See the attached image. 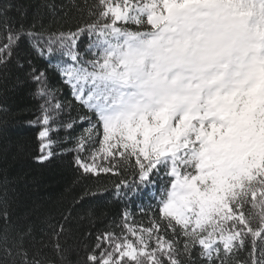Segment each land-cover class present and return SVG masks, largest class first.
Returning <instances> with one entry per match:
<instances>
[{
    "label": "snow or ice",
    "instance_id": "6c2138e0",
    "mask_svg": "<svg viewBox=\"0 0 264 264\" xmlns=\"http://www.w3.org/2000/svg\"><path fill=\"white\" fill-rule=\"evenodd\" d=\"M43 7L29 19L15 0L0 2V72L27 64L45 99L37 159L53 155L50 122L70 104L21 53L25 41L57 60L92 114L79 117L88 127L73 149L83 172L119 175L131 163L139 183L122 179L118 196L162 185L147 226L124 211L84 244L85 264H264V0H85L93 22L58 33ZM11 210L5 190L0 264H67L64 224L37 240Z\"/></svg>",
    "mask_w": 264,
    "mask_h": 264
},
{
    "label": "trees",
    "instance_id": "16d2710c",
    "mask_svg": "<svg viewBox=\"0 0 264 264\" xmlns=\"http://www.w3.org/2000/svg\"><path fill=\"white\" fill-rule=\"evenodd\" d=\"M3 2V0H0ZM27 9L29 19L37 8L43 7V23L51 32L75 31L93 22V17L84 10L85 0H15ZM96 0H87L94 5ZM10 15H17L13 10ZM88 36L81 35L78 44L87 45ZM22 54L32 61L39 72H44L47 85L55 91L58 100L69 102L59 112L55 123L50 122L49 137L53 155L45 161L40 156L39 132L44 125L41 105L45 99L36 95L41 84L29 75L31 68L23 69L10 64L7 72H0V193L8 192L12 203L11 223L17 227L32 224L37 240H47L59 224H64L66 234L62 237L66 249L67 264H85L87 252L84 244L91 246L95 234L120 223L121 214L128 211L131 218L145 226L157 214L154 194L162 186H141L138 192L123 196L116 194L115 185L122 179L139 183L131 163L119 174L84 173L75 163L76 139L84 133L88 124L80 116L92 114L73 99L71 89L62 82L58 69L53 67L56 59L36 54L27 41L20 48ZM37 121L36 123H29ZM72 123V127L66 125ZM105 189L102 195L95 194L97 186ZM3 222H0V229ZM91 232L90 238L85 233ZM53 256L50 248L44 249Z\"/></svg>",
    "mask_w": 264,
    "mask_h": 264
},
{
    "label": "rangeland",
    "instance_id": "374dc122",
    "mask_svg": "<svg viewBox=\"0 0 264 264\" xmlns=\"http://www.w3.org/2000/svg\"><path fill=\"white\" fill-rule=\"evenodd\" d=\"M45 143H47L48 141L46 140V141H44Z\"/></svg>",
    "mask_w": 264,
    "mask_h": 264
}]
</instances>
